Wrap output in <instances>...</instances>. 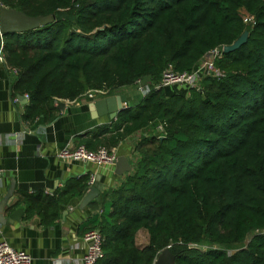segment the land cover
Listing matches in <instances>:
<instances>
[{
    "label": "trees",
    "instance_id": "trees-1",
    "mask_svg": "<svg viewBox=\"0 0 264 264\" xmlns=\"http://www.w3.org/2000/svg\"><path fill=\"white\" fill-rule=\"evenodd\" d=\"M0 3L29 16L53 15L44 26L2 35L5 68L18 70L12 93L29 95L25 121L53 120L55 98L73 101L91 89L150 80L146 95L110 127L80 140L109 149L158 122L166 132L142 137L132 171L81 225L102 236L95 264H153L168 246L175 264H264V0ZM241 9L253 22H243ZM244 31L246 42L216 60L220 78L204 77L199 89L154 87L168 65L191 70ZM88 185L80 178L52 195L24 194L26 211L43 210L49 225L59 205ZM142 230L147 243L140 247Z\"/></svg>",
    "mask_w": 264,
    "mask_h": 264
},
{
    "label": "crops",
    "instance_id": "crops-1",
    "mask_svg": "<svg viewBox=\"0 0 264 264\" xmlns=\"http://www.w3.org/2000/svg\"><path fill=\"white\" fill-rule=\"evenodd\" d=\"M14 80L15 76L0 63V200L12 185L15 205L5 210L4 216L9 217L15 208L23 209L19 221L0 223V237L29 253L32 264H82V236L85 232H81V225L89 215L99 214L101 209L98 207L103 203V195L117 187L132 171L137 143L151 131L156 132L149 127L110 146L109 149L117 157H126L131 165V171L121 175L114 173V164L97 166L90 162L64 161L56 156L58 150L77 146L93 130L101 126L110 127L116 119H110L107 114L94 118L90 111L94 100L124 95L127 106H130L137 102L140 95L115 93L118 88L108 95H95L92 99L82 96L73 103L63 101V107L57 109L53 120L39 123L38 120L23 119L28 100L14 96ZM97 176L102 184L101 191L92 200L93 203L89 202L84 208H80L79 204L90 184L81 196L60 204L57 218L49 225L42 221L45 216L43 210L26 211L24 194L52 195L61 191L70 180L87 178L90 182L92 177Z\"/></svg>",
    "mask_w": 264,
    "mask_h": 264
},
{
    "label": "built area",
    "instance_id": "built-area-1",
    "mask_svg": "<svg viewBox=\"0 0 264 264\" xmlns=\"http://www.w3.org/2000/svg\"><path fill=\"white\" fill-rule=\"evenodd\" d=\"M0 5H2L0 3ZM241 18L244 23L253 22V16L247 13L244 9L240 10ZM223 47L218 46L209 50L205 56H203L198 63L188 71H175L171 65H168L162 72L160 81L154 85L156 89L161 87H183L185 89H199L201 81L204 77L220 78L224 75V72L216 65V60L221 58L223 54ZM0 63L6 64L3 53V39L0 34ZM6 67V65H5ZM8 69V68H7ZM10 73L14 76L18 74L16 68H9ZM134 88L136 92L142 97L145 96L150 88V80L145 78H138L134 81ZM112 91L110 89H91L84 93L83 96H87L92 99L95 95H108ZM26 100L29 99L27 93L22 94ZM16 101V99H15ZM54 104L58 105L59 102L65 101L73 103V101L61 100L55 98ZM127 107V106H126ZM158 137H164L166 135L164 122H158L153 128ZM56 156L64 161L70 162H90L97 166L111 165L117 159L116 153L107 149L104 146H100L97 149H89L84 144H78L75 147H64L56 152ZM94 181V177L91 178L89 184ZM1 233V232H0ZM84 244V254L81 259L82 264H95L100 258L103 257L101 248L102 236L96 229L86 231L82 236ZM0 264H32V257L29 253L17 249L8 241L0 237Z\"/></svg>",
    "mask_w": 264,
    "mask_h": 264
},
{
    "label": "water",
    "instance_id": "water-1",
    "mask_svg": "<svg viewBox=\"0 0 264 264\" xmlns=\"http://www.w3.org/2000/svg\"><path fill=\"white\" fill-rule=\"evenodd\" d=\"M52 20L53 15L29 16L20 10L0 5V34L2 35L11 32H24L33 30L52 22ZM247 36L248 32L244 31L232 44L225 45L223 47V51L231 52L237 49L240 45L246 42ZM18 97L20 99L24 98L22 94L18 95ZM63 105L64 102L61 101L57 107L62 108ZM126 106L127 103L125 102L124 95H111L94 100L90 105V111L94 118H98L107 114L110 119H114L122 109L126 108ZM114 165V173L117 175L131 171V165L124 156H118L114 162ZM101 188L102 184L99 182V177L97 176L94 178V181L90 187L82 195L79 207L84 208L89 202H91L99 194ZM12 190L13 189L11 185L5 196L0 200V223H5L6 221L12 223L15 220L19 221L23 212L22 208H15L10 213L9 217L6 218L4 216V211L7 208H11L15 205V200H12ZM175 257L176 255L171 252L168 246L157 254L153 264H175Z\"/></svg>",
    "mask_w": 264,
    "mask_h": 264
},
{
    "label": "rangeland",
    "instance_id": "rangeland-1",
    "mask_svg": "<svg viewBox=\"0 0 264 264\" xmlns=\"http://www.w3.org/2000/svg\"><path fill=\"white\" fill-rule=\"evenodd\" d=\"M172 87H175V86H172ZM176 88H181V87H176ZM115 93H137V92H136V89L134 88V84H133L130 86L122 87V88L118 89ZM261 232H264V231H261ZM146 237H147L146 231L145 230L140 231L136 236L137 245L140 247L144 246L145 242H146ZM193 247L204 248L205 246L193 245ZM230 251H232V249Z\"/></svg>",
    "mask_w": 264,
    "mask_h": 264
}]
</instances>
